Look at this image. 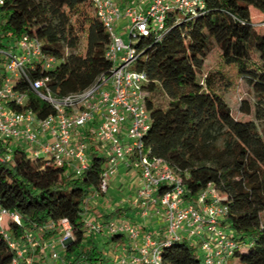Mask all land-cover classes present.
I'll use <instances>...</instances> for the list:
<instances>
[{"label": "trees", "instance_id": "obj_1", "mask_svg": "<svg viewBox=\"0 0 264 264\" xmlns=\"http://www.w3.org/2000/svg\"><path fill=\"white\" fill-rule=\"evenodd\" d=\"M203 2L204 8L191 18L171 13L159 38L151 35L136 43L141 53L133 67L147 76L145 106L151 116L143 142L150 156L163 159L180 175L186 202H194L208 185L214 189L227 207L220 224L237 245L231 258L264 264V138L254 121L233 118L219 93L229 86L225 76L217 70L202 76L204 59L217 49L222 62L235 67L258 96L254 113L264 120V34L255 29L249 10L264 13V0ZM23 34L40 40L43 52L55 57L53 68L30 70L28 78H47L57 97L85 90L111 68L105 57L109 35L89 0H4L0 49ZM82 37L84 49L77 51ZM2 60L0 55V68ZM15 88L27 91L28 82L19 80ZM159 94L167 98L164 107L156 103ZM28 95L24 106L13 108H31L38 117L53 113L49 104L32 92ZM241 110L250 113L245 102ZM8 152L0 142V208L18 215L20 223L7 219L0 229V264H11L15 256L9 240L23 246L32 234L51 241L60 233L46 226L61 218L70 223L71 239L62 248L60 264H104L97 234H86V215L106 222L133 210L117 206L105 214L89 207L92 194L103 195L99 182L104 155L91 145L87 169L76 175L67 165L30 159L23 148L16 147L5 159ZM108 236L111 244L126 242L122 235ZM246 244L249 249L241 252ZM198 249L188 239L175 241L162 248V263L202 264Z\"/></svg>", "mask_w": 264, "mask_h": 264}, {"label": "built area", "instance_id": "obj_2", "mask_svg": "<svg viewBox=\"0 0 264 264\" xmlns=\"http://www.w3.org/2000/svg\"><path fill=\"white\" fill-rule=\"evenodd\" d=\"M89 1L109 35L105 57L111 68L85 90L57 97L47 86V78L29 80L30 70L51 69L56 64L55 57L43 52L41 41L35 37L23 34L7 48L0 49L3 59L0 142L9 151L4 158H10L13 145L23 148L32 160L43 158L56 166L67 165L79 175L87 169L88 150L93 142L106 158L99 182L103 195L108 190L109 178L123 163L126 168L136 170L140 179L133 203L140 217L144 220L154 217L163 223L153 232L128 218L102 222L86 215L87 235L107 231L124 236L126 242L120 248L116 264H163L162 248L181 239L198 245L202 264H228L237 245L220 224L227 213L226 205L220 203L209 185L197 194L194 202H186L180 175L163 159L148 154L143 142L151 123L145 106L147 76L133 67L141 53L137 41L151 35L159 38L171 13L191 18L204 8L203 0H148L145 9L129 1L124 5L120 0ZM3 3L0 0V7ZM125 22L121 30L128 33L127 41L117 33ZM19 80L28 82L27 91L15 88ZM28 91L49 104L53 113L38 117L31 108L14 109V105L26 104ZM88 125L86 134L81 135L80 129ZM98 196L102 195L96 192L91 198ZM7 219L20 223L18 215L0 208L1 231ZM46 228L59 230L62 248L71 239V226L66 218ZM8 243L15 251L11 264L23 263L25 248L32 251L39 248L49 251L53 259L60 258L53 240L42 242L27 234L23 246L11 240ZM26 263L30 261L27 259Z\"/></svg>", "mask_w": 264, "mask_h": 264}, {"label": "rangeland", "instance_id": "obj_3", "mask_svg": "<svg viewBox=\"0 0 264 264\" xmlns=\"http://www.w3.org/2000/svg\"><path fill=\"white\" fill-rule=\"evenodd\" d=\"M131 4L136 6L139 9H145L148 0H128ZM127 3V0H120V4L124 5ZM250 17L252 24L255 26V29L258 33L264 34V13L257 11L255 8L250 7ZM126 24L123 23L121 26L117 28V33L122 36V38L127 41L128 33L122 32L121 28ZM85 46V38L82 37L77 48V51H82ZM214 70L220 71L225 79L229 82V86L226 89H219V93L222 95L226 103L228 104L231 114L234 119L244 122L247 120H252L255 122L257 130L264 138V120L257 119L254 113V103L258 101V96L254 93V91L250 88L248 83L240 78L236 69L233 66H226L221 59L220 52L217 49L212 50L207 57L204 59V65L202 68V76L207 72ZM247 103L249 105L250 113L247 114L243 110H241L242 103ZM156 103L159 106L164 107L167 103V98L159 94L156 97ZM264 109V108H263ZM86 127V126H85ZM84 127V128H85ZM16 146H11V154H13ZM98 151V150H97ZM115 175L109 178V187L107 192L98 197H90L89 198V207L95 208L96 210H101L105 214L114 210L117 206L129 207L132 206L135 200L134 189L136 185L131 187L130 180L128 177L122 178L123 183L120 181H116L114 178ZM135 184V183H134ZM87 213V212H86ZM128 216H131L134 213L132 210L128 212ZM264 214V213H263ZM102 220V219H101ZM99 220V221H101ZM163 223L159 221H153L148 224V227L151 231L156 232L157 229L162 226ZM228 230V228L226 229ZM109 233L104 231L103 233H98L96 235V243L100 250L104 253L105 261L104 264H116V258L120 255V248L122 244L113 243L109 241ZM44 240V238H42ZM48 240V239H45ZM249 249V246L246 244L241 249V252H245ZM27 251L25 255V259L22 261V264L26 263L28 259L30 264H60L59 259H53L49 251H41L39 248L32 251L30 248H25ZM198 257L201 258V253L198 249ZM228 264H240L237 257H233L228 261Z\"/></svg>", "mask_w": 264, "mask_h": 264}, {"label": "crops", "instance_id": "obj_4", "mask_svg": "<svg viewBox=\"0 0 264 264\" xmlns=\"http://www.w3.org/2000/svg\"><path fill=\"white\" fill-rule=\"evenodd\" d=\"M128 1V0H127ZM90 126L88 125L87 127L85 128H82L80 129V133L81 135H84L86 134V131L87 129L89 128ZM94 146L93 142L90 144V146ZM124 177H128V179L130 180V185L131 187L133 185H136L135 186V189L133 190L134 191V195H136L137 193V190L140 186V179H139V176H138V173L136 170L134 169H129V168H126L125 165L123 163H120L119 166H118V170H117V173L115 174L114 178L116 181H120L121 183H123V180L122 178ZM135 183V184H134ZM136 197V196H135ZM133 210L134 213L136 214H133L131 216H128L129 214H127L126 216H121V217H114V218H128L130 219L132 222L136 223V224H141V225H144V229L145 230H150V228L148 227V224L149 223H152L153 221H159L161 222L160 220L152 217V218H148L146 220H144L142 217H140L139 215V209L137 207H135L134 205L130 206ZM95 219L97 220H101L100 218H96ZM161 228V226L159 227ZM158 228V229H159ZM157 229V230H158ZM95 236V235H94ZM58 238L59 237H53V243H54V246H55V249L61 254L62 252V245L60 244V242L58 241ZM51 240V241H52ZM36 250V249H35ZM27 252V251H26ZM26 255V253H25ZM61 262V261H60Z\"/></svg>", "mask_w": 264, "mask_h": 264}]
</instances>
